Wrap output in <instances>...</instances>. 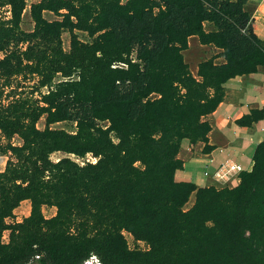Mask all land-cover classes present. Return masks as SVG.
I'll list each match as a JSON object with an SVG mask.
<instances>
[{"label":"trees","instance_id":"trees-1","mask_svg":"<svg viewBox=\"0 0 264 264\" xmlns=\"http://www.w3.org/2000/svg\"><path fill=\"white\" fill-rule=\"evenodd\" d=\"M5 5L0 98L6 89L12 98L0 100V154H8L0 264H83L91 255L100 264H264V141L235 186L174 178L182 143L206 144L204 118L225 83L264 64L246 0H37L30 31L20 27L26 0ZM193 36L220 50L198 63L196 76L183 56ZM18 77L35 80L30 94L18 91ZM263 117L251 111L237 123ZM64 121L75 131L50 128ZM55 152L67 156L52 161ZM25 200L30 213L16 221ZM44 206L55 214L46 218ZM124 233L145 248L130 249Z\"/></svg>","mask_w":264,"mask_h":264},{"label":"crops","instance_id":"crops-1","mask_svg":"<svg viewBox=\"0 0 264 264\" xmlns=\"http://www.w3.org/2000/svg\"><path fill=\"white\" fill-rule=\"evenodd\" d=\"M246 6L250 11L253 32L264 42V0H246ZM193 38L188 39L183 56L191 73L196 76L198 63L216 56L220 50L201 45L198 40V44L191 46L190 39ZM215 62L221 63L223 58L217 56ZM260 110L264 111V64L253 73L236 76L225 83L222 101L204 118L210 125L206 144L183 142L180 146L177 158L182 166L175 171V180L191 182L197 187L235 186L239 182L238 174L218 178L215 173L226 161L240 165L243 171L250 170L254 149L264 141V117L250 125H240L237 121L251 111ZM205 146L207 150H204Z\"/></svg>","mask_w":264,"mask_h":264},{"label":"rangeland","instance_id":"rangeland-1","mask_svg":"<svg viewBox=\"0 0 264 264\" xmlns=\"http://www.w3.org/2000/svg\"><path fill=\"white\" fill-rule=\"evenodd\" d=\"M37 0H26L27 3V7L25 8V10L22 13L21 16V22H20V27L24 30V31H30L33 28V22L32 19L29 15V5L31 3L36 2ZM124 1V0H123ZM247 8V6H245ZM247 11H249V9L247 8ZM9 17V7L8 6H0V19H5ZM43 17L48 20V21H52V20H56L58 19V17L56 15H54L51 12L45 11L43 13ZM211 27L209 25H206V29H210ZM76 35L78 36V38L84 42H90L91 38L83 32L80 31H75ZM198 39H196L195 37L193 39H190V44L191 46H195L196 44H198ZM61 41H62V47L65 51H68L69 49V33L67 31H63L61 33ZM58 79V77L56 78ZM35 80L34 79H23L21 77H18L14 80V84L19 83V92H21V94L26 95V94H30V92H32V88H33V84H34ZM42 91H45V88L42 89ZM3 94L0 98L1 102L6 103L9 99H11V91L6 89L4 91H2ZM36 126L39 129H43L44 128V117L40 118V120L37 122ZM50 128H54V129H63L67 132H74L75 131V123L72 121H64V122H59V123H55L50 125ZM11 143L14 145H19L21 144V140L17 137L14 136L11 139ZM64 156H67L66 154L62 153V152H55L52 153L50 155V158L52 161H57L59 158H62ZM72 159H74L75 161L81 163L83 161H92L93 159L91 158L90 155H87L85 158L83 159H77L74 156H70ZM8 159V154L4 155V154H0V171H2L5 167V163ZM193 201V198L191 197L189 199V201L187 202V204H185L184 209H187L191 206ZM30 213V202H21L19 204V206L14 210V219L16 221H20L22 218H24L25 216H28ZM42 213L46 218H50L55 214V208L54 207H42ZM7 235L8 232L5 231L3 233V241L6 242L7 241ZM125 238L127 240L128 246L130 249H134V248H138V249H144L145 245L142 242H135L132 237L127 234L124 233ZM30 264H37L36 262H31Z\"/></svg>","mask_w":264,"mask_h":264},{"label":"built area","instance_id":"built-area-1","mask_svg":"<svg viewBox=\"0 0 264 264\" xmlns=\"http://www.w3.org/2000/svg\"><path fill=\"white\" fill-rule=\"evenodd\" d=\"M94 161L95 159L92 158ZM89 161V160H87ZM83 163V162H81ZM242 171V168L240 165L235 164L231 161H226L223 165H221L220 169L215 173V176L218 178H223L224 176H227L228 174L231 173H236L239 174V172ZM38 258V256H36ZM83 264H100L96 256L91 255L89 258H87Z\"/></svg>","mask_w":264,"mask_h":264}]
</instances>
